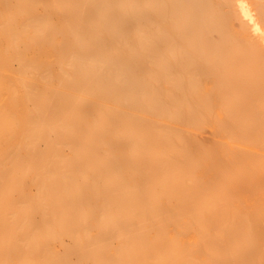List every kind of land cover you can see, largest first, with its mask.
<instances>
[{"label":"bare ground","instance_id":"bare-ground-1","mask_svg":"<svg viewBox=\"0 0 264 264\" xmlns=\"http://www.w3.org/2000/svg\"><path fill=\"white\" fill-rule=\"evenodd\" d=\"M249 1L0 0V264H264Z\"/></svg>","mask_w":264,"mask_h":264},{"label":"rangeland","instance_id":"rangeland-1","mask_svg":"<svg viewBox=\"0 0 264 264\" xmlns=\"http://www.w3.org/2000/svg\"><path fill=\"white\" fill-rule=\"evenodd\" d=\"M249 4L252 8H254L253 11H255L256 4L252 0L249 1ZM261 21L263 20H260V22ZM260 24H263V22ZM191 133L195 137V139L202 141L206 144L213 143V141L215 140V136H216L214 129H213V125L210 121H203L202 123H200L198 127L192 128Z\"/></svg>","mask_w":264,"mask_h":264}]
</instances>
